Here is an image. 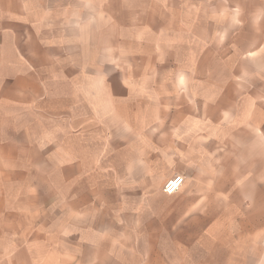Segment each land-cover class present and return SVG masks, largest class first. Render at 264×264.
I'll return each instance as SVG.
<instances>
[{"label":"crops","instance_id":"crops-1","mask_svg":"<svg viewBox=\"0 0 264 264\" xmlns=\"http://www.w3.org/2000/svg\"><path fill=\"white\" fill-rule=\"evenodd\" d=\"M94 2L0 0V264H173L169 247L128 246L126 233L93 225L100 213L153 223L142 208L164 209L161 238L173 239L174 195L161 189L152 202L146 187L176 175L182 263L264 264V49L237 56L215 29L209 74L198 56L211 114L199 103L176 121L157 100L179 79L190 86L173 49L193 45L140 9ZM163 140L168 164L156 158Z\"/></svg>","mask_w":264,"mask_h":264},{"label":"rangeland","instance_id":"rangeland-1","mask_svg":"<svg viewBox=\"0 0 264 264\" xmlns=\"http://www.w3.org/2000/svg\"><path fill=\"white\" fill-rule=\"evenodd\" d=\"M129 2L131 5H126L125 7L124 0H95L94 7L107 8L111 13L116 15L118 13L121 14L125 9L127 11L129 9H140V11H143L141 18L143 22L153 24V20L158 19L161 24L169 23L174 29L173 35L181 37L180 44L193 45V47L188 46L187 48L173 49L174 60H181V63H185L191 69V77L189 76L188 81L190 86L182 87V79H179L178 84H175V88L173 89L174 95L169 93L170 89L168 86V94L165 93L164 89L163 94L159 95L157 100L158 104L167 103L174 105L175 109H177L174 112L176 121L182 119L184 112H187L188 108L190 109V115L197 114L196 109L199 103H204L207 113L211 114L209 109L212 105V97L209 94L213 92V81L208 77L205 80L203 78L200 81L198 80V71L203 66L198 64V56H205L206 74H209V67L213 62L215 52L212 46L213 39L211 41L215 29L221 31L219 35L221 34L223 42L226 41L227 36H233L232 39L235 45L233 50L237 56L242 54L247 55L255 49L260 48V51L264 49V0H131ZM148 10L155 12L152 14L153 16L148 15ZM198 33L206 37V47L204 48L201 45L202 41L200 43L197 41ZM110 39L112 41L115 40V38ZM199 40H202L200 36ZM257 53L255 52L250 55H257ZM198 82L201 84L200 87ZM176 85L178 86L176 87ZM203 92H206V97H199V93L203 94ZM181 107H184V111L181 110ZM193 110L195 111L193 112ZM160 114H165V117L169 115L167 112ZM194 118L196 119V117ZM173 131L176 135L179 134L180 137L181 128H174ZM179 137L176 136L175 140H178ZM164 145H166L165 140H163L161 145H158L156 158L168 164L171 160L167 159L166 153H164L165 150L162 149ZM173 164L175 168L177 167L181 170L180 145H177V143L174 145ZM80 182L85 184V177ZM164 183L161 186L156 180L148 183L146 187L148 200L150 199L152 202L158 201L159 195L157 193L161 189L164 191ZM128 191L129 189H126V192ZM171 195H174V223L170 225L173 239L161 238L162 233L166 231L165 225L160 224L164 216V209L160 210L150 207L142 208L141 215L148 217V220L150 216H153L155 218L153 223L109 224L107 221L104 222L105 216L100 213L99 216L94 217L93 229L95 235L102 229L115 233L118 231L124 232L126 236L122 240V244L128 246L135 245L140 249L169 247L174 253L169 256L173 260V264H183L182 260L188 257H183L179 254L184 244L181 239V232L184 228L183 214L180 208L182 199L181 196H176L175 193ZM117 242L115 241V243ZM115 245L117 246L118 244ZM190 258L194 257L191 256Z\"/></svg>","mask_w":264,"mask_h":264},{"label":"built area","instance_id":"built-area-1","mask_svg":"<svg viewBox=\"0 0 264 264\" xmlns=\"http://www.w3.org/2000/svg\"><path fill=\"white\" fill-rule=\"evenodd\" d=\"M184 183L185 177L183 175H176L165 182L164 192L174 194L182 188Z\"/></svg>","mask_w":264,"mask_h":264}]
</instances>
